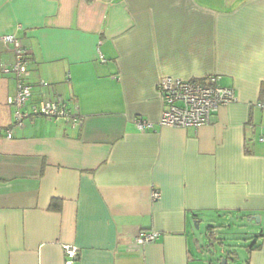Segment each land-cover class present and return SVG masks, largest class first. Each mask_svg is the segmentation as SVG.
<instances>
[{
  "label": "crops",
  "instance_id": "obj_1",
  "mask_svg": "<svg viewBox=\"0 0 264 264\" xmlns=\"http://www.w3.org/2000/svg\"><path fill=\"white\" fill-rule=\"evenodd\" d=\"M8 34L32 102L62 98L84 123L33 117L0 136V264H65L67 245L73 264H264V0H0ZM14 59L0 42V128ZM164 76H220L238 102L200 129L141 133L137 118L164 114ZM140 232L160 237L133 248Z\"/></svg>",
  "mask_w": 264,
  "mask_h": 264
},
{
  "label": "built area",
  "instance_id": "obj_2",
  "mask_svg": "<svg viewBox=\"0 0 264 264\" xmlns=\"http://www.w3.org/2000/svg\"><path fill=\"white\" fill-rule=\"evenodd\" d=\"M0 42L11 46L14 51V63L4 67L2 73L13 75L16 82L15 96L9 100L14 107V123L11 127L0 128V136L13 138V130L21 128L27 119L41 117L55 122H65L73 127H81L84 118L67 107L62 98L56 100H41L33 103V89L29 83L31 71L29 60L20 40L15 34L0 36ZM220 76H211L202 81H183L170 76L162 77L157 85L159 96L166 109L158 123L137 118L136 129L145 133L155 129V126L178 129H200L212 123L214 114L222 106L238 102L235 90L220 84ZM264 110V102L256 104ZM264 142V136L260 137ZM160 199V193L153 191L152 201ZM160 237L158 232H140L134 239L133 248L156 242ZM65 264H73L79 257V249L64 246Z\"/></svg>",
  "mask_w": 264,
  "mask_h": 264
},
{
  "label": "rangeland",
  "instance_id": "obj_3",
  "mask_svg": "<svg viewBox=\"0 0 264 264\" xmlns=\"http://www.w3.org/2000/svg\"><path fill=\"white\" fill-rule=\"evenodd\" d=\"M231 225L232 226H237L238 224L236 222V223H234V225H233V223ZM239 229L240 228H238V227H234L232 229V231L236 233L234 237L236 238L237 237V234H239L240 236L237 237V239H239V238L240 239L246 238V237H243L245 234L244 235L243 234H240ZM206 232H207L206 227L205 226H202V228H200V230H197L196 231L197 236H196L195 240H197V242L199 241L202 246L206 245L207 247H209V246H212L213 244H212V240L211 239L206 238ZM218 247H219L218 245L215 246V248H218ZM216 264H218V263H216ZM230 264H232V263L230 262Z\"/></svg>",
  "mask_w": 264,
  "mask_h": 264
},
{
  "label": "water",
  "instance_id": "obj_4",
  "mask_svg": "<svg viewBox=\"0 0 264 264\" xmlns=\"http://www.w3.org/2000/svg\"><path fill=\"white\" fill-rule=\"evenodd\" d=\"M254 220H256L257 222H259V218L258 217H254ZM223 262H226V259L223 260Z\"/></svg>",
  "mask_w": 264,
  "mask_h": 264
}]
</instances>
